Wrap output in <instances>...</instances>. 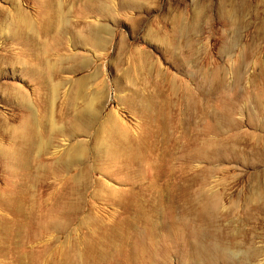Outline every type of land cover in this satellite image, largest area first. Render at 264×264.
Masks as SVG:
<instances>
[{
	"label": "rangeland",
	"instance_id": "374dc122",
	"mask_svg": "<svg viewBox=\"0 0 264 264\" xmlns=\"http://www.w3.org/2000/svg\"><path fill=\"white\" fill-rule=\"evenodd\" d=\"M0 264H264V0H0Z\"/></svg>",
	"mask_w": 264,
	"mask_h": 264
},
{
	"label": "bare ground",
	"instance_id": "6f19581e",
	"mask_svg": "<svg viewBox=\"0 0 264 264\" xmlns=\"http://www.w3.org/2000/svg\"><path fill=\"white\" fill-rule=\"evenodd\" d=\"M72 161V160H71Z\"/></svg>",
	"mask_w": 264,
	"mask_h": 264
}]
</instances>
